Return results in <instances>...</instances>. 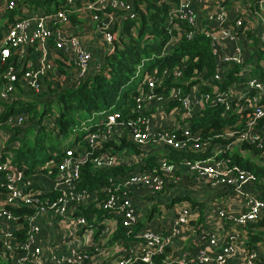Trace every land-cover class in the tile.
I'll return each instance as SVG.
<instances>
[{"label":"built area","instance_id":"1","mask_svg":"<svg viewBox=\"0 0 264 264\" xmlns=\"http://www.w3.org/2000/svg\"><path fill=\"white\" fill-rule=\"evenodd\" d=\"M21 1L0 0V21L4 11L17 8ZM28 6L23 3L19 15L1 30L0 66L11 54L20 64L28 48L34 52L33 61H26L25 70L18 77L21 69L11 62L6 64L0 83L2 101H11L15 83L24 90V95L27 91H43L42 78L54 68L57 59L54 52L61 55V67L66 72L53 70L56 87L78 85L97 67V63L93 66L84 37L71 25L68 14L78 18L86 15L87 20L96 24V32L105 45L104 54L112 51L120 23L136 18L133 0H63L51 11ZM165 20L176 35L165 42L159 56L172 50L182 37L189 40L201 34L207 38L214 65L210 78L214 83L209 92L200 89V82L182 80L185 57L179 67L164 69L159 76L154 67L140 73L146 60L142 58L134 71V77L140 81L128 117H121L112 108L92 114L71 129L72 135L79 139L72 138L63 147L57 162L49 160L27 175L24 166L18 169L10 164L13 153L7 151L0 161L1 262L150 264L160 254L165 263L264 264V237L248 239L249 225L264 215V191L252 173L229 166L228 160L221 157L222 152L243 142H256L259 146L264 129V60H259L264 42V0H175L167 3ZM235 65H240V71L225 89L218 90L217 85L225 81ZM254 69L261 71L260 76L253 74ZM169 75L172 82L187 86L186 91L172 85L167 92H161L160 85ZM215 105L222 106V116L234 119L231 127L213 136L227 140L224 145L201 140L200 132L191 131L187 121ZM26 118L23 113H13L0 121V152L5 146L9 149L17 146V139L6 142ZM53 118L52 111L41 124L54 127ZM262 119L261 125H257ZM122 138L133 143L139 152L132 153L127 148L103 149L104 143ZM168 147L205 151L207 156L176 162L168 158ZM148 156L152 158V166L145 168L144 157ZM86 162L96 169L131 167L125 174L107 178L102 187L104 197L98 202L103 210L99 217L94 212H83L96 199L95 191L80 186V169ZM11 167L17 170L15 178ZM47 167L52 169L45 171ZM191 183L218 192L231 189L240 197L241 205L234 212L215 208L213 219L208 220L212 221L210 225L199 220L197 206L186 198L169 203L171 206L181 202L158 221L153 214L155 222L146 218V207L156 197H163L168 187L184 189ZM19 207L31 211L14 215L11 209ZM97 218L99 228L93 223ZM40 221L59 229L58 234H52L55 240L51 234L42 233ZM137 223L141 227L126 244L112 238L116 226L125 229L128 235Z\"/></svg>","mask_w":264,"mask_h":264},{"label":"trees","instance_id":"2","mask_svg":"<svg viewBox=\"0 0 264 264\" xmlns=\"http://www.w3.org/2000/svg\"><path fill=\"white\" fill-rule=\"evenodd\" d=\"M63 0H22L17 8L6 10L1 14L0 21V37L1 30H4L8 23L13 20L19 13V8L26 2L30 8H44L46 11L54 10L56 5ZM175 0H133L135 19H124L120 23L119 31L112 42V51L104 54L97 67H93L82 82L75 86H66L63 88L56 87L54 82L55 68L60 73H66L61 67L63 64L61 55L54 52L55 66L53 69L46 71L42 78V83L45 91H40L38 96L43 97L48 93L52 95L45 102L38 103L35 100L25 97L24 90L15 83V89L11 95V101L0 100V121L6 116L13 113H23L27 116L28 127L14 128L13 135L8 138L6 143H10L17 139V146L9 149L3 147L0 152V161L6 157L7 151L11 150L13 156L9 158L11 165L20 169L25 167V174H29L36 166L44 165L49 160L57 162L61 156L62 144L71 133V129L77 126L81 121L89 119L92 114L98 113L108 108L117 110L121 117H128L131 114V109L134 106L133 96L136 93V87L140 81L133 87H129L134 77L136 65L140 59H146L141 74L148 72L151 68H155V74L159 76L162 70H171L173 67H179L181 58L185 57V66L182 70V80L200 82V89L209 92L210 85L214 81H210L214 71L213 57L209 50L208 40L201 34H197L187 40L184 37L180 38L178 44L173 47L168 53L159 56L165 42L176 31L165 20L167 3ZM100 15V13H99ZM67 18L71 23L80 24L81 20L73 14H68ZM50 45V43H48ZM12 52V49H11ZM260 54V53H257ZM260 57V55H259ZM11 62L19 70L17 77L25 70L26 60H22L20 64L16 60L14 54H11L5 62L0 66V83L2 82V72L7 63ZM240 71V65H235L233 69L228 71L225 81L217 85L218 90L225 89L228 82L234 79L237 72ZM253 74L260 76L261 71L254 69ZM210 83L204 84L203 82ZM172 85H178L183 91H186L187 86H181L180 82H172V77L169 75L164 78L160 85L161 92H167ZM29 92V93H27ZM26 94L33 93L27 91ZM24 96H23V95ZM49 94L47 97L48 98ZM177 104V102H174ZM55 113L53 122L54 127L41 124L44 117ZM199 116H191L187 119L190 125V130H198L201 140L210 141L212 145H224L227 140L220 137L214 138L215 134L220 133L222 129L231 127L234 119L231 117L225 118L222 116V106L215 105L211 108H204L200 111ZM263 119L257 121V125H261ZM242 128V126H238ZM21 134V135H19ZM82 133L80 136L82 137ZM19 136V137H18ZM78 140V139H77ZM68 146V145H67ZM65 147V146H64ZM121 148H127L132 153H138L135 145L130 141L122 138L118 141H108L103 144V149L109 151H118ZM168 158L173 161L188 160L193 161L207 156V152L190 149H173L168 147ZM249 153L243 155L242 153ZM223 159L228 160V165L235 168L248 171L255 177V181L259 188L264 191V129L261 130V138L259 146L256 142H243L234 146L231 149L221 153ZM145 168L152 166V158L144 157ZM52 168L44 169L49 170ZM131 167L116 165L107 169H96L90 163H84L80 169V186L87 190L96 192V199L89 204V207L83 209L85 214L94 212L99 217L102 214V209L98 207V202L104 197L103 185L107 182V178L118 174H125L130 171ZM262 197V195H261ZM182 198L188 199V196H177L172 201H178ZM191 201V200H190ZM192 205L196 202L191 201ZM201 204H197V206ZM198 206V208H199ZM31 211L28 207L12 208L11 212L14 215H26ZM94 226L99 228L97 221H93ZM141 223H137L133 232L125 235V229L116 226L112 238H119L123 244L132 240L134 231L141 227ZM256 230V233H253ZM248 239L254 241L257 238L264 237V215L259 218L255 224L248 227ZM262 235V237H258ZM21 236V233H18ZM0 264H6L0 261ZM145 264V263H132ZM150 264H176L162 262L160 254L155 255Z\"/></svg>","mask_w":264,"mask_h":264},{"label":"crops","instance_id":"3","mask_svg":"<svg viewBox=\"0 0 264 264\" xmlns=\"http://www.w3.org/2000/svg\"><path fill=\"white\" fill-rule=\"evenodd\" d=\"M28 8H30V6H28ZM85 17L86 15L79 18L81 20V23L78 25L71 22L70 23L71 25H73L74 28L76 27L78 29L80 36L84 37V42L86 43V46L89 48L91 52L92 64L94 66L96 65V63H99L100 60L102 59V56L104 55L105 45L102 42L100 35L98 36V38L95 37L97 31L96 24L90 20H87ZM86 33L94 34L95 39L85 36L84 34ZM27 50L28 51L25 60L33 61L34 52L30 48H28ZM77 139H79L78 136H73L74 141H76ZM177 196H181V197L188 196L189 197L188 199L182 198L180 200L185 199L188 200L189 202L191 201L196 202V205H192V206H197V204H201V206L198 205L199 208L197 206V209L199 210V220H203V222L209 225L212 224V221H208V220L213 219L214 217L213 210L215 208H223L225 210H228L229 212H234L238 210L241 205L240 197L237 196L231 189H228L226 192H220V191L218 192L216 189L210 190L203 186H198V185L196 186V184L193 183L187 185L186 188L184 189L168 187L167 193L164 195L163 199L161 200L166 207H169V203L173 202L172 199ZM217 199H219L220 204H214L215 200ZM146 208H147L146 218L149 219V221L155 222L151 218L154 208L150 205L147 206ZM99 220L100 218H97V222ZM40 227L43 234L48 233L52 235L59 233V229L57 227H53L52 223H47L45 225L43 224V222L40 221ZM54 236L52 235L53 240L56 239V237Z\"/></svg>","mask_w":264,"mask_h":264},{"label":"rangeland","instance_id":"4","mask_svg":"<svg viewBox=\"0 0 264 264\" xmlns=\"http://www.w3.org/2000/svg\"><path fill=\"white\" fill-rule=\"evenodd\" d=\"M84 35L87 36V37H91V38L95 39L94 38V34H92V33H86ZM99 35H100L99 32H96L95 37L98 38ZM261 53H262V55L260 56L259 60H262V59L264 60V42L262 44V52ZM137 79H138V77L133 78L132 81H131V83L129 84V87H133L135 85V83L137 82ZM43 92H46L45 91V88H44ZM27 93H29V92H27ZM38 93H40V92H33L31 94H28V95L26 94V97H29L30 99L35 100L38 103L43 102V101L45 102L49 98H52L51 97L52 95L50 93H48V92L43 97L38 96ZM48 94H49V97L48 98H45V97L48 96ZM97 119H98V117H96V120ZM28 123H29V121H25V123L21 127V130L23 128H25V127H28ZM72 138H73V135L71 133V135L68 136V138L65 140L64 144H62V146L64 147V146L69 145L71 143ZM183 188H186V187L183 186ZM163 197L162 198L156 197L155 200H154V202L152 204H150V206H152L154 208V210H153V219L155 221H158V219L161 216H164L165 214L169 213L172 209L176 208L177 206H179L181 204V202H176L175 204H173V205H171L169 207H166L164 205V203L162 202V200H161V199H163ZM214 204H220L219 203V199L215 200Z\"/></svg>","mask_w":264,"mask_h":264},{"label":"water","instance_id":"5","mask_svg":"<svg viewBox=\"0 0 264 264\" xmlns=\"http://www.w3.org/2000/svg\"><path fill=\"white\" fill-rule=\"evenodd\" d=\"M102 22H104V19L101 20V21L98 23V25H100V23H102ZM38 45H39V44H38ZM10 170H11V172L13 173V177H14V178L17 177V170H16L14 167H11ZM17 222H20V220H17Z\"/></svg>","mask_w":264,"mask_h":264}]
</instances>
